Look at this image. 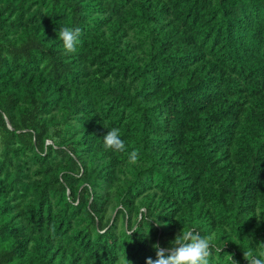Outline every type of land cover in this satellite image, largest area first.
I'll list each match as a JSON object with an SVG mask.
<instances>
[{"label":"trees","instance_id":"trees-1","mask_svg":"<svg viewBox=\"0 0 264 264\" xmlns=\"http://www.w3.org/2000/svg\"><path fill=\"white\" fill-rule=\"evenodd\" d=\"M183 228L209 264L264 242V0H0V264H147Z\"/></svg>","mask_w":264,"mask_h":264},{"label":"clouds","instance_id":"clouds-1","mask_svg":"<svg viewBox=\"0 0 264 264\" xmlns=\"http://www.w3.org/2000/svg\"><path fill=\"white\" fill-rule=\"evenodd\" d=\"M58 38L63 43L66 54L75 53L80 43L82 30L79 27H60L57 32ZM104 147L116 152L126 151L125 142L120 137V130L112 128L103 137ZM139 159V153L132 151L128 154V163L135 164ZM49 235L53 240L57 239L55 226H51ZM156 249L157 258H147V264H209L211 255L210 237L201 236L193 230L182 229L177 234L171 247L166 249L159 244L153 245ZM244 259L248 264H264V242H261L255 251L244 250ZM236 264V262H235Z\"/></svg>","mask_w":264,"mask_h":264}]
</instances>
